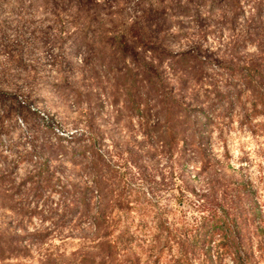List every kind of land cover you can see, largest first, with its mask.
<instances>
[{"label": "rangeland", "instance_id": "obj_1", "mask_svg": "<svg viewBox=\"0 0 264 264\" xmlns=\"http://www.w3.org/2000/svg\"><path fill=\"white\" fill-rule=\"evenodd\" d=\"M40 4L0 0V264H65L98 243L112 247L109 264H232V228L202 231L232 217L233 238L255 254V216L264 218L257 41L212 20L203 40L197 32L171 39L164 89L157 94L141 79L129 91L130 61H108L109 71L85 65L66 34L70 4ZM129 94L156 98L162 117L151 108L133 112ZM76 131L84 141L65 140ZM86 149L93 164L82 157ZM48 158L50 170L38 171ZM86 186L94 192L77 213Z\"/></svg>", "mask_w": 264, "mask_h": 264}, {"label": "trees", "instance_id": "obj_2", "mask_svg": "<svg viewBox=\"0 0 264 264\" xmlns=\"http://www.w3.org/2000/svg\"><path fill=\"white\" fill-rule=\"evenodd\" d=\"M47 1L36 0V2L43 4L38 7H45ZM60 2L70 4L67 5L69 8L66 15L68 21L66 22L67 26L73 30L67 31L66 34L68 33L78 50L84 51L83 62L85 65L90 64L100 71H109V69L113 70L114 67L113 65L107 66L108 61H112V64L119 63L121 65L126 60L128 63L131 62L132 68L126 64L124 67L126 72L131 73L132 71L133 73L129 91L141 84V79L146 80L150 88L157 91V94L158 91L164 89L162 63L168 59V56L173 55L169 50L171 39L186 35V33L197 32V35H201L203 40L204 32L202 33L201 29L208 27L212 20L220 21V24L236 29L239 32L236 37L242 41H257V45L260 46L259 51L264 54V47L262 46L264 44V0H60ZM238 15L242 19L236 21ZM188 52L189 49L180 52V54L185 56ZM140 60L142 61L141 64H139ZM142 74H145L144 79ZM135 95L129 94L133 112L139 114L141 108L146 110L151 108L152 111H156V115L162 117L163 112L157 108L156 98L153 99L149 94H145L144 100L138 102L134 98ZM165 95L162 94L160 97L173 104L171 99ZM176 106L179 107V112L184 111L181 110L182 105L177 103ZM23 108L24 106L17 104V109ZM165 112H167V117L162 118V122L168 125L169 113L173 114V112L167 109ZM201 117H206L202 111ZM166 129H170L172 134V128ZM83 139L84 133L76 131L66 135L65 140L72 142L75 140L84 141ZM50 153L54 158L58 156L62 158L64 155L54 148L51 149ZM82 157L93 164L94 152L90 149L82 151ZM52 163L51 158L44 160L40 163L38 171H49ZM81 189L83 192L77 200L78 206L75 209L77 213L79 207H85L87 211L89 198L94 192V188L90 186ZM100 215L104 219L103 213ZM98 216L97 214L91 223L96 229L101 225V222L97 221ZM255 219V231L257 233L255 235L257 238L254 247L255 254L250 247L248 253L245 251L244 241L240 237L233 238L239 227V224L234 221V217L230 219L229 223L231 224L224 223L225 221H215L214 218L210 220L207 228H202V231L207 233L208 230L221 229V224L228 230L232 228L231 242L229 241L230 247L234 249L233 252L235 253L232 264H264V218L260 213H257ZM110 248H112L110 245L103 243L91 247L83 245L78 256L71 255L65 264H101L95 260L103 259H105L106 264H109L111 259ZM123 250L124 248L121 249V251ZM182 257L180 254V258ZM209 262V264H213L211 259Z\"/></svg>", "mask_w": 264, "mask_h": 264}]
</instances>
